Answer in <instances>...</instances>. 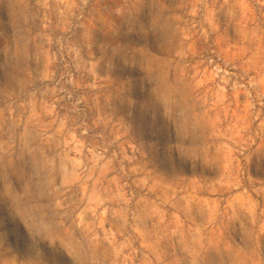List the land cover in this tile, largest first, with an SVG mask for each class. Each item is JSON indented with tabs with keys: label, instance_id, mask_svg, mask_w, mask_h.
<instances>
[{
	"label": "rangeland",
	"instance_id": "obj_1",
	"mask_svg": "<svg viewBox=\"0 0 264 264\" xmlns=\"http://www.w3.org/2000/svg\"><path fill=\"white\" fill-rule=\"evenodd\" d=\"M0 264H264V0H0Z\"/></svg>",
	"mask_w": 264,
	"mask_h": 264
}]
</instances>
